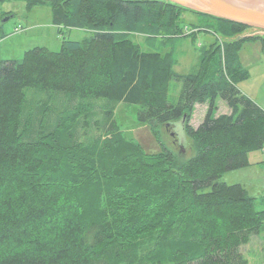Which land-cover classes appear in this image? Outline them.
<instances>
[{"label":"trees","instance_id":"obj_1","mask_svg":"<svg viewBox=\"0 0 264 264\" xmlns=\"http://www.w3.org/2000/svg\"><path fill=\"white\" fill-rule=\"evenodd\" d=\"M26 1L49 5L57 27L93 33L0 59V264H245L238 248L261 231L264 210L219 180L264 145V110L237 87L248 77L242 45L264 37L214 41L196 71L179 75L170 53L143 52L128 35L231 38L252 28L164 0ZM182 13L207 23L187 34ZM173 79L181 89L170 104ZM217 99L230 114L214 117ZM121 103L151 130L185 116L193 155L145 153L114 127ZM195 104L207 110L192 128Z\"/></svg>","mask_w":264,"mask_h":264},{"label":"rangeland","instance_id":"obj_2","mask_svg":"<svg viewBox=\"0 0 264 264\" xmlns=\"http://www.w3.org/2000/svg\"><path fill=\"white\" fill-rule=\"evenodd\" d=\"M4 14L6 16L2 17ZM8 18L6 21H4ZM182 20L188 25L187 34L194 32L191 27L203 29L205 19L193 14L182 13ZM196 30V29H195ZM92 31L80 28L57 27L52 20V10L49 5H29L26 0H11L0 2V59L21 60L24 53L35 47H44L50 51L60 50L62 41H79L92 35ZM185 33V31H184ZM129 39L140 46L143 52L171 54L172 70L179 75L191 74L199 66L201 53L212 42L223 43L224 40H238L252 36L264 37L255 29H249L231 38L219 33H194L192 37H155L147 38L143 33L128 35ZM239 61L248 72V77L238 83L239 90L264 110V43L261 41L244 43L239 52ZM181 83L175 79L169 83L168 103L178 101ZM33 94L32 89L26 90L27 99ZM45 95L33 96V103L44 99ZM98 100V105L105 104ZM217 109L214 117L228 115L230 109L217 99ZM137 108L128 104L117 105L113 113L114 127L126 139L137 143L145 153H158L163 149L171 151L178 162L188 160L194 153L191 140L185 135L181 126L160 125L151 130L148 125L137 122ZM206 104H195L188 125L196 128L204 119ZM101 118V115H99ZM178 134V136L176 135ZM248 166L226 172L220 182L228 185L243 186L247 195L254 199L257 210H264V145L261 150L248 155ZM245 264H264V225L261 231L251 236L249 242L238 248Z\"/></svg>","mask_w":264,"mask_h":264},{"label":"water","instance_id":"obj_3","mask_svg":"<svg viewBox=\"0 0 264 264\" xmlns=\"http://www.w3.org/2000/svg\"><path fill=\"white\" fill-rule=\"evenodd\" d=\"M182 8L245 25L264 34V0H164ZM6 18L4 21H6ZM185 116L175 126L183 129ZM184 131V129H183ZM178 136V134H176Z\"/></svg>","mask_w":264,"mask_h":264},{"label":"crops","instance_id":"obj_4","mask_svg":"<svg viewBox=\"0 0 264 264\" xmlns=\"http://www.w3.org/2000/svg\"><path fill=\"white\" fill-rule=\"evenodd\" d=\"M206 110H207V106H206Z\"/></svg>","mask_w":264,"mask_h":264}]
</instances>
